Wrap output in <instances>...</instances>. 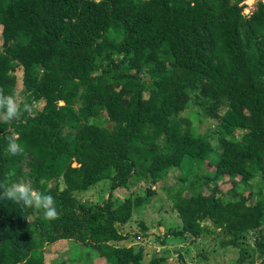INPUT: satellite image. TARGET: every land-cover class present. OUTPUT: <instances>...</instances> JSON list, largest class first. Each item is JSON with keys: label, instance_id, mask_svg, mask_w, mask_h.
Segmentation results:
<instances>
[{"label": "trees", "instance_id": "1", "mask_svg": "<svg viewBox=\"0 0 264 264\" xmlns=\"http://www.w3.org/2000/svg\"><path fill=\"white\" fill-rule=\"evenodd\" d=\"M247 5L0 0V86L30 105L44 101L40 111L0 123V182L10 173L30 181L59 212L49 221L0 200V264H45V248L60 241L108 264H166L163 254L144 262L141 247L114 245L140 238L120 228L154 192L118 205L112 192L157 183L173 169L188 183L168 193L181 228L158 243L171 236L194 244L206 233L210 245L239 248L237 264H264V1ZM189 110L218 127L199 133ZM10 129L21 155L6 151ZM224 176L232 182L226 193L217 184ZM105 180L107 199L77 198ZM208 220L212 229L202 225ZM90 256L78 258L91 264Z\"/></svg>", "mask_w": 264, "mask_h": 264}, {"label": "rangeland", "instance_id": "2", "mask_svg": "<svg viewBox=\"0 0 264 264\" xmlns=\"http://www.w3.org/2000/svg\"><path fill=\"white\" fill-rule=\"evenodd\" d=\"M245 1L248 2L246 10H253L257 2L264 0ZM1 32L2 27L0 26V49L2 45ZM17 90H22L20 81H18ZM21 98L22 96L18 99V102ZM43 105V100L33 101L32 111H40ZM192 112V110H189L185 112V115L191 119L193 127H196V131L199 133H204L207 130L213 132L218 127V121L210 120L200 112L195 116H191ZM102 124L106 127L108 126L105 122ZM236 136H238L237 133ZM179 176V170L173 169L168 172L162 181L157 183H152L148 180L136 184L129 189H117L112 192V200L115 205H118V203H121L127 197L134 199L146 195L148 190L154 192L140 208L133 210L129 222L120 228L122 233L139 234L140 238H129L128 241L115 243L114 245L141 247L145 253L144 262L149 261L153 255L163 254L166 258V264H237L239 248L224 249L223 247L220 248L217 244L213 246V242V245H210L211 237H214V235L210 236L205 233L194 244H189L185 239L171 236L165 239V245L158 243L164 240L171 230L181 228V221L176 211L173 210L172 201L168 195L169 191L175 192L177 188L184 189L188 186V183L183 185L179 182ZM190 179L192 178L188 177V180ZM217 184L222 193H226L232 186V182L227 176H224ZM211 187V183L203 184V193L208 194ZM109 188V180L101 181L87 192L78 194L77 198L82 202L94 205L108 198ZM185 195L187 196L188 193L185 192ZM142 225L147 228L145 233L141 232ZM202 225L212 229V223L209 220ZM143 234L146 237H143ZM246 242L253 248V237L248 236ZM85 254L91 255V264H108L103 258L95 254L92 249L67 241H60L45 248V264H83L78 257H83Z\"/></svg>", "mask_w": 264, "mask_h": 264}, {"label": "clouds", "instance_id": "3", "mask_svg": "<svg viewBox=\"0 0 264 264\" xmlns=\"http://www.w3.org/2000/svg\"><path fill=\"white\" fill-rule=\"evenodd\" d=\"M32 105L21 98L18 102L16 95L6 94L3 86H0V123L11 124L13 121H20L23 114L31 113ZM6 151L12 156L23 154L24 147L19 142L20 135L10 129L6 135ZM14 173H10L3 182H0V200H8L19 204L25 210L31 209L34 215L43 214L44 219L52 221L59 218L56 200L52 195L44 194L32 187L30 181L23 178L13 181ZM61 190L66 187L63 177L58 179Z\"/></svg>", "mask_w": 264, "mask_h": 264}]
</instances>
